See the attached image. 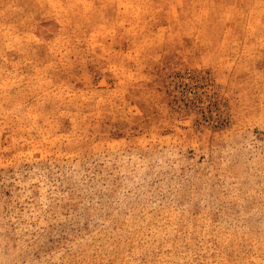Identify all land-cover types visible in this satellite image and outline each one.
Wrapping results in <instances>:
<instances>
[{"label":"rangeland","instance_id":"374dc122","mask_svg":"<svg viewBox=\"0 0 264 264\" xmlns=\"http://www.w3.org/2000/svg\"><path fill=\"white\" fill-rule=\"evenodd\" d=\"M0 264H264V0H0Z\"/></svg>","mask_w":264,"mask_h":264}]
</instances>
